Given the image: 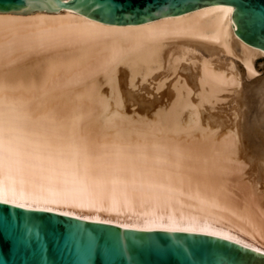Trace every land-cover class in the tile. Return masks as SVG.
<instances>
[{"label": "bare ground", "instance_id": "bare-ground-1", "mask_svg": "<svg viewBox=\"0 0 264 264\" xmlns=\"http://www.w3.org/2000/svg\"><path fill=\"white\" fill-rule=\"evenodd\" d=\"M35 1L0 11V201L264 253V51L229 43L232 6L110 31Z\"/></svg>", "mask_w": 264, "mask_h": 264}, {"label": "water", "instance_id": "water-1", "mask_svg": "<svg viewBox=\"0 0 264 264\" xmlns=\"http://www.w3.org/2000/svg\"><path fill=\"white\" fill-rule=\"evenodd\" d=\"M90 17L96 30L232 6L229 43L264 51V0H48ZM35 0H0V11ZM0 264H264V253L198 232L140 230L0 201Z\"/></svg>", "mask_w": 264, "mask_h": 264}, {"label": "rangeland", "instance_id": "rangeland-1", "mask_svg": "<svg viewBox=\"0 0 264 264\" xmlns=\"http://www.w3.org/2000/svg\"><path fill=\"white\" fill-rule=\"evenodd\" d=\"M197 53H199V52H197ZM236 58H234V60H235ZM238 62H239V60L238 59H236ZM263 61V58H257L256 59V66H255V68H256V75H255V77L254 78H256V77H259L263 72H264V66L262 67V68H260L258 65H259V63L260 62H262ZM258 63V64H257ZM160 71H158V72H155L154 74H157V73H159ZM153 74V75H154ZM162 78H164V82H165V86H163L161 89H159L158 91H156L155 92V90H152V94H148L147 93V91L145 90V89H142V90H140V91H138V94L140 95V100L142 101V103L140 102V103H138V105H140V107L142 106V105H148V101H151V100H153L154 98H161L162 97V93H163V90L162 89H164L166 86H167V84H169V82H171L172 80H173V75H169V76H164V75H162ZM158 79H155L154 81L152 80V84H150L149 85V89H152V86H153V83L154 82H156ZM148 83L149 82H144V83H142L141 84V86L142 85H148ZM172 87V86H171ZM145 93V94H144ZM154 93H156L157 95L156 96H154L153 94ZM246 92H244V94H245ZM147 94V95H146ZM149 95V96H148ZM246 95H247V99H248V101H249V105L250 106H252L254 109V111H255V109H258V107H259V98H257V96L255 95V93L253 92V91H248L247 93H246ZM221 96V97H220ZM230 96V97H229ZM256 96V98H254ZM223 97V98H222ZM252 98V99H251ZM234 100V101H233ZM236 101H237V103L239 102V97L237 96V98H235V94L234 93H232V91H226V93L225 92H222L220 95H219V100L217 101V103L215 104V109H213V110H211V112L213 111V113H216L217 111H218V113H216L217 115H220V116H222V117H226V118H229V116L231 115V113L230 112H232L233 111V107H235L236 105H237V103H236ZM234 103L236 104V105H234ZM256 103H258V105L256 104ZM232 104H233V107H232ZM257 105V106H256ZM134 107H136V105L134 106ZM217 108V109H216ZM219 109H220V111H219ZM232 109V110H231ZM229 111V113H228V111ZM231 110V111H230ZM223 111V112H222ZM252 112V111H251ZM221 113H223V114H221ZM253 113V112H252Z\"/></svg>", "mask_w": 264, "mask_h": 264}]
</instances>
